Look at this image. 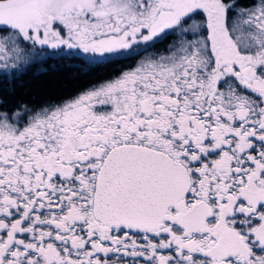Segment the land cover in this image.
Segmentation results:
<instances>
[{
	"label": "snow or ice",
	"instance_id": "1",
	"mask_svg": "<svg viewBox=\"0 0 264 264\" xmlns=\"http://www.w3.org/2000/svg\"><path fill=\"white\" fill-rule=\"evenodd\" d=\"M61 54L115 68L0 95V264H264V0H0V82Z\"/></svg>",
	"mask_w": 264,
	"mask_h": 264
},
{
	"label": "trees",
	"instance_id": "2",
	"mask_svg": "<svg viewBox=\"0 0 264 264\" xmlns=\"http://www.w3.org/2000/svg\"><path fill=\"white\" fill-rule=\"evenodd\" d=\"M253 0H237L239 7H250ZM258 3V0H256ZM191 23V21H189ZM191 33L186 39L191 38ZM175 36H170L161 48L171 43ZM80 58L65 54L49 55L44 61L32 67L27 74L22 75L12 84L0 82V95L9 99H23L26 102H39L42 99H60L71 96L88 85L99 81L112 72L115 65L93 67L86 73L82 71ZM38 69H43L39 71Z\"/></svg>",
	"mask_w": 264,
	"mask_h": 264
},
{
	"label": "flooded vegetation",
	"instance_id": "3",
	"mask_svg": "<svg viewBox=\"0 0 264 264\" xmlns=\"http://www.w3.org/2000/svg\"><path fill=\"white\" fill-rule=\"evenodd\" d=\"M142 241V237L138 238ZM101 259H107L108 264H144L143 260H134L133 257H125L123 253H109L107 257L103 253H100Z\"/></svg>",
	"mask_w": 264,
	"mask_h": 264
},
{
	"label": "rangeland",
	"instance_id": "4",
	"mask_svg": "<svg viewBox=\"0 0 264 264\" xmlns=\"http://www.w3.org/2000/svg\"><path fill=\"white\" fill-rule=\"evenodd\" d=\"M198 37H195V36H191V38L189 40H193V39H197Z\"/></svg>",
	"mask_w": 264,
	"mask_h": 264
}]
</instances>
